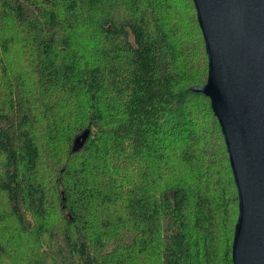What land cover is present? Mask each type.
<instances>
[{
  "label": "trees",
  "instance_id": "obj_1",
  "mask_svg": "<svg viewBox=\"0 0 264 264\" xmlns=\"http://www.w3.org/2000/svg\"><path fill=\"white\" fill-rule=\"evenodd\" d=\"M206 76L192 0H0V264H231Z\"/></svg>",
  "mask_w": 264,
  "mask_h": 264
},
{
  "label": "water",
  "instance_id": "obj_2",
  "mask_svg": "<svg viewBox=\"0 0 264 264\" xmlns=\"http://www.w3.org/2000/svg\"><path fill=\"white\" fill-rule=\"evenodd\" d=\"M205 84L228 154L238 214L231 264H264V0H192Z\"/></svg>",
  "mask_w": 264,
  "mask_h": 264
},
{
  "label": "rangeland",
  "instance_id": "obj_3",
  "mask_svg": "<svg viewBox=\"0 0 264 264\" xmlns=\"http://www.w3.org/2000/svg\"><path fill=\"white\" fill-rule=\"evenodd\" d=\"M200 45H201V43H200ZM201 47H202V46H200V49H202ZM203 55H204V54H203ZM204 57H205V56H204Z\"/></svg>",
  "mask_w": 264,
  "mask_h": 264
}]
</instances>
